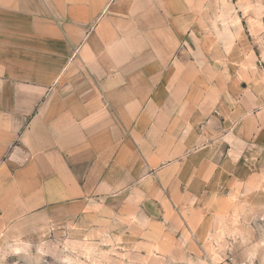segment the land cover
<instances>
[{
	"label": "crops",
	"instance_id": "obj_1",
	"mask_svg": "<svg viewBox=\"0 0 264 264\" xmlns=\"http://www.w3.org/2000/svg\"><path fill=\"white\" fill-rule=\"evenodd\" d=\"M211 7L0 0V236L75 223L103 236L137 224L143 250L171 249V204L198 201L201 172L233 170L251 141L264 145L251 90L204 60L202 44L242 31Z\"/></svg>",
	"mask_w": 264,
	"mask_h": 264
},
{
	"label": "rangeland",
	"instance_id": "obj_2",
	"mask_svg": "<svg viewBox=\"0 0 264 264\" xmlns=\"http://www.w3.org/2000/svg\"><path fill=\"white\" fill-rule=\"evenodd\" d=\"M204 1L220 25L234 20L242 27L233 43L202 44L212 53L204 60L226 68L233 82L251 90V113L264 121V0ZM251 142L249 151L236 155L233 170L201 172L198 181L209 189L198 201L183 208L171 204L170 250H143L139 243L145 236L137 224L100 236L98 230L75 223L18 227L0 236V256H8L6 264H264V145ZM197 226L198 239L189 232ZM195 240L203 250L201 245L183 250Z\"/></svg>",
	"mask_w": 264,
	"mask_h": 264
},
{
	"label": "clouds",
	"instance_id": "obj_3",
	"mask_svg": "<svg viewBox=\"0 0 264 264\" xmlns=\"http://www.w3.org/2000/svg\"><path fill=\"white\" fill-rule=\"evenodd\" d=\"M19 249L16 250V253L19 254ZM8 256L4 255V256H0V264H6V260H7Z\"/></svg>",
	"mask_w": 264,
	"mask_h": 264
}]
</instances>
